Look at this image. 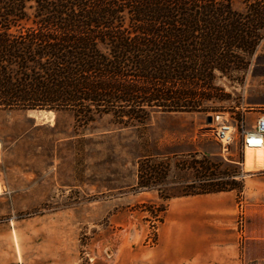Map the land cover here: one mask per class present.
Masks as SVG:
<instances>
[{
    "label": "rangeland",
    "instance_id": "374dc122",
    "mask_svg": "<svg viewBox=\"0 0 264 264\" xmlns=\"http://www.w3.org/2000/svg\"><path fill=\"white\" fill-rule=\"evenodd\" d=\"M228 1L242 13L256 2ZM257 33L245 69L214 71L216 98L200 111L155 109L140 126L102 113L82 126L69 108L0 109V264H166L156 248L159 206L205 171L190 155L205 156L219 180L255 172L253 150L231 146L248 169L219 155L209 118L220 112L249 128L264 113V28ZM140 161L143 176L165 170L155 188L138 187Z\"/></svg>",
    "mask_w": 264,
    "mask_h": 264
},
{
    "label": "trees",
    "instance_id": "16d2710c",
    "mask_svg": "<svg viewBox=\"0 0 264 264\" xmlns=\"http://www.w3.org/2000/svg\"><path fill=\"white\" fill-rule=\"evenodd\" d=\"M263 28L262 0L245 13L228 0H0V109L69 108L82 126L102 113L140 126L155 109L200 111L216 98L214 71L245 69ZM196 155L205 171L180 195L241 189ZM143 163L137 185L155 188L166 172L143 176Z\"/></svg>",
    "mask_w": 264,
    "mask_h": 264
},
{
    "label": "crops",
    "instance_id": "0c3cea01",
    "mask_svg": "<svg viewBox=\"0 0 264 264\" xmlns=\"http://www.w3.org/2000/svg\"><path fill=\"white\" fill-rule=\"evenodd\" d=\"M251 168L240 190L167 199L158 257L166 264H264V158Z\"/></svg>",
    "mask_w": 264,
    "mask_h": 264
},
{
    "label": "built area",
    "instance_id": "2783aa9c",
    "mask_svg": "<svg viewBox=\"0 0 264 264\" xmlns=\"http://www.w3.org/2000/svg\"><path fill=\"white\" fill-rule=\"evenodd\" d=\"M261 113V112H259ZM209 132L213 139L219 144V155L225 160H232L243 164V161L233 159L231 146L237 144L243 154L246 148H264V113L254 118L253 124L246 128L245 120L240 119L232 123L227 116L220 112H214L210 117ZM244 173L238 174L242 178ZM241 213L238 221H241Z\"/></svg>",
    "mask_w": 264,
    "mask_h": 264
},
{
    "label": "bare ground",
    "instance_id": "6f19581e",
    "mask_svg": "<svg viewBox=\"0 0 264 264\" xmlns=\"http://www.w3.org/2000/svg\"><path fill=\"white\" fill-rule=\"evenodd\" d=\"M246 150H253L251 154L256 158V160H262L264 158V148H246Z\"/></svg>",
    "mask_w": 264,
    "mask_h": 264
},
{
    "label": "water",
    "instance_id": "95a60500",
    "mask_svg": "<svg viewBox=\"0 0 264 264\" xmlns=\"http://www.w3.org/2000/svg\"><path fill=\"white\" fill-rule=\"evenodd\" d=\"M33 110H36V111H42V110H44V111H52L51 109H33ZM209 120H210V118H209Z\"/></svg>",
    "mask_w": 264,
    "mask_h": 264
}]
</instances>
